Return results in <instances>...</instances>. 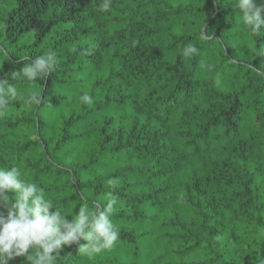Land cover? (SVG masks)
I'll return each mask as SVG.
<instances>
[{"label": "trees", "instance_id": "16d2710c", "mask_svg": "<svg viewBox=\"0 0 264 264\" xmlns=\"http://www.w3.org/2000/svg\"><path fill=\"white\" fill-rule=\"evenodd\" d=\"M102 2L0 0L3 73L29 62L21 56L59 61L44 80L12 81L20 96L0 116V168L45 186L69 219L81 196L90 208L109 192L117 200L114 246L91 257L65 246L58 264H142L148 235L147 264L264 258V75L254 54L264 37L233 0H111L107 12ZM188 44L199 54L182 57ZM35 89L43 103L25 104Z\"/></svg>", "mask_w": 264, "mask_h": 264}, {"label": "clouds", "instance_id": "9594fccd", "mask_svg": "<svg viewBox=\"0 0 264 264\" xmlns=\"http://www.w3.org/2000/svg\"><path fill=\"white\" fill-rule=\"evenodd\" d=\"M234 10L239 13L243 25L253 36L264 37V0H233ZM101 10L109 11L111 0H103ZM211 38V37H208ZM182 57L199 54L197 46L185 45ZM258 60L256 71L264 75V44L254 49ZM24 66L19 70L3 73L0 64V116L8 105L20 96L12 81L34 83L44 80L56 68L58 59L51 52L33 58L21 56ZM43 96L38 89L23 97L27 105H40ZM81 101L92 103V96L84 93ZM114 189L115 180H108ZM45 186L25 178L15 165L0 168V264H9L16 257H26L27 264H58L65 246H78V255L93 256L114 246L119 237V229L113 223L116 198L108 193L106 203L94 202L90 208L87 198L81 196V204L71 219L66 210L56 206V199L46 194ZM81 240L86 243H81ZM71 253H67L70 256ZM252 264H264V258Z\"/></svg>", "mask_w": 264, "mask_h": 264}, {"label": "rangeland", "instance_id": "374dc122", "mask_svg": "<svg viewBox=\"0 0 264 264\" xmlns=\"http://www.w3.org/2000/svg\"><path fill=\"white\" fill-rule=\"evenodd\" d=\"M150 228V227H148ZM144 241V242H143ZM139 246H144V255H142V264H147V262L149 261V256L150 253L152 252V246H153V237H151L150 235H148L147 237H143L141 244H139ZM134 253H135V249H132L129 252H123L122 257H125V259L127 261H133L135 260L134 258Z\"/></svg>", "mask_w": 264, "mask_h": 264}]
</instances>
